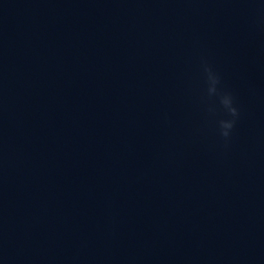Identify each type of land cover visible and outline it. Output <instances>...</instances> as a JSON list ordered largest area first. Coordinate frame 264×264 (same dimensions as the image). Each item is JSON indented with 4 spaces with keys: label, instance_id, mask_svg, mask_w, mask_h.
Returning a JSON list of instances; mask_svg holds the SVG:
<instances>
[{
    "label": "clouds",
    "instance_id": "obj_1",
    "mask_svg": "<svg viewBox=\"0 0 264 264\" xmlns=\"http://www.w3.org/2000/svg\"><path fill=\"white\" fill-rule=\"evenodd\" d=\"M201 69L206 84L205 101H212L213 98H216L219 102L222 118L217 121L218 131L219 136L223 140L225 146H227L240 115L239 109L235 105V97L231 92L222 88L219 73L207 60L202 59ZM207 110L209 113L215 114L217 108L214 104H209Z\"/></svg>",
    "mask_w": 264,
    "mask_h": 264
}]
</instances>
